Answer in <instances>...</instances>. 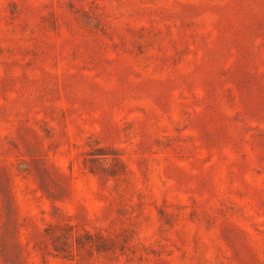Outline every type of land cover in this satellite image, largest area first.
Segmentation results:
<instances>
[{
  "label": "rangeland",
  "instance_id": "obj_1",
  "mask_svg": "<svg viewBox=\"0 0 264 264\" xmlns=\"http://www.w3.org/2000/svg\"><path fill=\"white\" fill-rule=\"evenodd\" d=\"M0 264H264V0H0Z\"/></svg>",
  "mask_w": 264,
  "mask_h": 264
}]
</instances>
